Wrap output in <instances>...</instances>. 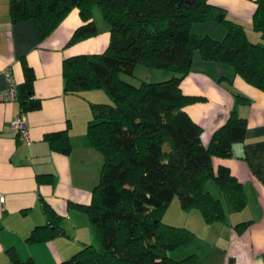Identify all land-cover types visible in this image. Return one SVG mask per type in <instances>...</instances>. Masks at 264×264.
<instances>
[{
    "label": "trees",
    "instance_id": "1",
    "mask_svg": "<svg viewBox=\"0 0 264 264\" xmlns=\"http://www.w3.org/2000/svg\"><path fill=\"white\" fill-rule=\"evenodd\" d=\"M95 6L108 25V44L99 53L66 57L62 73L65 91L98 88L111 99L91 103L86 134L103 162L89 204L78 205L87 213L101 247L86 245L58 264L193 263L194 253L173 258L169 252L190 246L195 233L164 222L163 215L176 197L182 210H198L205 222L224 221L221 198L206 189L209 181L236 209L243 207L241 183L226 164L214 165L213 160L229 156L232 144L243 141L246 118L232 109L203 143L202 127L184 110L200 98L183 94L180 81L197 51L204 60L232 65L245 81L264 91V44L251 42L241 24L208 0H10L9 13L13 22L33 18L40 40L77 7L84 23L74 29L69 39L74 43L97 33L92 19ZM201 21L221 23L224 37L193 33L191 25ZM251 26L264 38V0H256ZM21 64L24 79L17 85V100L26 112L38 109L41 102L33 96V69L24 58ZM137 64L171 76L139 85L124 80L121 74L133 75ZM44 139L52 149L70 150L64 131L47 132ZM44 176L38 177L46 180ZM42 203L47 222L36 226L27 242L49 239L60 226V216ZM6 253L11 264H36L21 260L12 249Z\"/></svg>",
    "mask_w": 264,
    "mask_h": 264
},
{
    "label": "crops",
    "instance_id": "2",
    "mask_svg": "<svg viewBox=\"0 0 264 264\" xmlns=\"http://www.w3.org/2000/svg\"><path fill=\"white\" fill-rule=\"evenodd\" d=\"M208 1L224 8L229 18L241 24L251 42L264 44V38L251 26L256 0ZM9 5L10 0H0V89L11 81L16 86L23 81L24 58L35 74L33 96L41 105L22 112L18 100L0 101V264H11L7 249L14 250L21 260L58 264L82 247L98 243L87 213L78 205L89 204L103 162L86 134L92 119L91 103L107 102L108 98L98 88L65 91L62 63L76 54L102 52L108 44L109 30L93 13L97 33L69 43L74 29L84 23L78 8L73 7L53 31L39 40L34 19L11 21ZM190 29L215 39L225 35L224 26L216 21L195 22ZM137 65L142 69V64ZM155 73L161 75L157 80L171 76L170 72ZM180 88L183 94L200 98L185 105L184 110L202 127L203 143L209 141L232 109L246 118L243 141L232 144L229 156L213 160L214 165L221 162L229 167L241 183L246 201L236 209L219 190L226 218L213 223L205 222L198 210L184 211L178 199V204L173 201L175 208L178 205L179 218L185 220L169 224L191 229L195 239L190 246L169 254L173 258L196 254L197 261L190 264H264V91L245 81L232 65L204 60L197 51ZM236 93L247 101H237ZM15 116L24 120L28 143L11 127ZM54 131L67 135L68 153L52 149L44 139L45 133ZM42 201L60 216V226L54 228L49 239L27 242L31 231L47 222ZM241 222L247 225L237 230L235 226Z\"/></svg>",
    "mask_w": 264,
    "mask_h": 264
},
{
    "label": "rangeland",
    "instance_id": "3",
    "mask_svg": "<svg viewBox=\"0 0 264 264\" xmlns=\"http://www.w3.org/2000/svg\"><path fill=\"white\" fill-rule=\"evenodd\" d=\"M93 13H94V17L97 18V21L102 22V24L104 26L108 27L107 23L102 19L101 13H100L98 7L95 6L93 8ZM138 66L139 65L135 66L133 75L129 76V75H125V74L122 73L121 77L124 80H127L128 82H130L132 84L139 85L141 83V81H155V80L158 81L157 79H160L159 77H161V75L159 76L155 72H164V74H168V71H165V70H162V69H156V70H160V71H154L153 69H147V67H145L144 65H140L142 69H138L139 68ZM139 70H141V71H139ZM100 90H103V89H100ZM107 102H111V99L109 98V96L107 98ZM205 186H206V189L210 190L214 195H216L218 197L221 196L220 194H222V193H220L218 187L216 186V184L213 181L207 182V184ZM222 196H223V194H222ZM173 201L178 204L177 198L174 197V199L171 200V202H170V204H171L170 207L168 208L166 213H164V215H163V221L164 222L169 221V222H166V223H170V222L175 223L174 221H176V222H184V220H185L184 217L179 218V215H178L179 213H177V211H176L178 205H176V208H175V206H173ZM169 217H171V218H169ZM175 217H177V218H175ZM175 219H177V220H175ZM95 246L98 249H100V247H101L99 242L95 243Z\"/></svg>",
    "mask_w": 264,
    "mask_h": 264
},
{
    "label": "built area",
    "instance_id": "4",
    "mask_svg": "<svg viewBox=\"0 0 264 264\" xmlns=\"http://www.w3.org/2000/svg\"><path fill=\"white\" fill-rule=\"evenodd\" d=\"M5 74L10 77V72L8 69L4 70ZM17 100V86L11 81L8 87L0 89V101H13ZM11 127L17 132L18 137L25 143L29 142L28 131L24 120L21 116H15L10 121Z\"/></svg>",
    "mask_w": 264,
    "mask_h": 264
},
{
    "label": "water",
    "instance_id": "5",
    "mask_svg": "<svg viewBox=\"0 0 264 264\" xmlns=\"http://www.w3.org/2000/svg\"><path fill=\"white\" fill-rule=\"evenodd\" d=\"M185 1H188V0H185ZM58 230H56V232H57Z\"/></svg>",
    "mask_w": 264,
    "mask_h": 264
}]
</instances>
